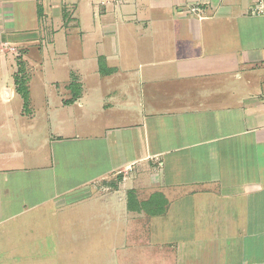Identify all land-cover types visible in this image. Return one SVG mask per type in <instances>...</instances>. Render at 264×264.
<instances>
[{
  "label": "crops",
  "instance_id": "1",
  "mask_svg": "<svg viewBox=\"0 0 264 264\" xmlns=\"http://www.w3.org/2000/svg\"><path fill=\"white\" fill-rule=\"evenodd\" d=\"M257 5L0 0V101L7 118L0 128L12 135L36 128L24 119L35 117L31 101L20 120L7 107L20 96L21 63L29 78L27 68L48 55L57 66L69 56L65 68L79 86L72 90L70 79L65 85L56 136L27 137L25 146L0 140L4 208L27 207L26 195L19 198L11 187L29 190L34 184L18 177L29 170L10 166L26 158L34 162L36 195L103 209L82 221L66 217L70 246L82 235L76 225L87 224V239L95 224L102 239L112 223L119 264H264V11L252 15ZM83 72L96 88L84 90ZM109 180L115 193L98 194ZM153 196L159 201L145 210Z\"/></svg>",
  "mask_w": 264,
  "mask_h": 264
},
{
  "label": "rangeland",
  "instance_id": "2",
  "mask_svg": "<svg viewBox=\"0 0 264 264\" xmlns=\"http://www.w3.org/2000/svg\"><path fill=\"white\" fill-rule=\"evenodd\" d=\"M54 25L56 24L51 26L53 29L52 32H49L48 38L51 40L55 37ZM50 49L52 52L53 50H56V48ZM68 57L63 58L64 62L62 64L61 62L63 60L61 59L60 64L57 66L56 56L53 54L50 56L48 55L44 62L41 61L39 64L30 65L27 68V73H29L27 76H29V78H27L26 86L30 90L31 107L33 111L35 110L33 113L35 117L24 119H33L36 128H31V126L27 125V129H15V135H12L9 129L0 128V140L7 143V146H12L13 141H23L22 145L25 146V138L28 137L37 140L38 138H43L44 133L47 132H49V134L53 132L56 136V116L60 115L56 112V107L60 105L62 98H66L67 96L65 85L70 79L74 84H72V90L77 92L79 88L78 84L74 82L76 79L72 76L74 74L72 70L70 71L69 67L65 68L66 61L69 62L70 60ZM77 66L78 65H76V67ZM80 67L83 69V66ZM88 73L90 72H83L81 74L83 77L81 82L83 83L85 91L96 88V83L93 79H88ZM54 81L60 85L53 84ZM71 97H73V95H71ZM7 107L16 113L14 114L13 119L15 121L20 120L19 112L22 107H24V99L22 96H18L12 102L8 103ZM5 110L6 107L4 103L0 101L1 123H4L7 120L6 113L4 112ZM26 113L28 112H25V114ZM61 113L66 114L68 112ZM61 115L64 116V114ZM28 123H30V121ZM29 125H31V123ZM75 130L81 132L84 128L77 126ZM9 142H11V144H8ZM20 149V147H17L14 150L17 151ZM14 150L12 153H14ZM10 166L11 168L29 170L27 171L30 173L29 175L22 172L18 177H20L22 181L29 180L30 183L34 184L31 185V187H36V176L30 172L33 171V168L35 167L34 162L27 163L26 158H22L20 160H14ZM5 178L6 176L0 174V264H119V257L118 255H114L112 249L115 241L112 237L110 238L117 229L115 224H110L108 237H103L102 239L98 238L97 235H94L97 231L96 227L94 228L95 224H92V233H89V236L86 239L84 234L87 224L84 225L82 222L81 224L76 225V231H81L82 235L80 234V238L74 242L71 240L72 246H70V225L67 222L66 217L75 216L76 218L81 219V221L84 218H95L96 215H101V211L104 212L103 209L101 210L100 206L97 204L93 205L91 202L86 203L84 201L82 203H77V206L70 207V198L68 197L63 200L61 199L62 203L60 204L57 203L58 201L56 200L51 201L49 199L50 193L41 194L40 192L36 195L33 188L30 187L29 190H23L18 187L20 185L15 184L11 187V193L18 194L19 198L25 194L26 196L24 199L28 201L26 204L27 207L25 206V208H23L20 205L15 204L12 208H4V204L6 206V202L8 201L6 194L1 192V189H3L1 187L2 182ZM111 181L112 180H109L110 185L105 184L106 186L104 185V187L98 188V194L105 195L115 193L113 192L114 186L116 188L117 185L115 182L113 185V182L111 183ZM48 189L52 190V188ZM28 191L31 193L30 195L28 194ZM11 198H15L14 195H12ZM90 201H92V199ZM57 205H62V211H59L58 208H56ZM3 208L5 210H3ZM17 213H19V215H16ZM117 216L118 215L113 212L109 215V217H113V220ZM28 220H30V223L34 224H29L27 226L24 225L23 223H26L25 221ZM24 227L28 228V230ZM83 227H85L84 230ZM72 233L73 232H71V234Z\"/></svg>",
  "mask_w": 264,
  "mask_h": 264
},
{
  "label": "trees",
  "instance_id": "3",
  "mask_svg": "<svg viewBox=\"0 0 264 264\" xmlns=\"http://www.w3.org/2000/svg\"><path fill=\"white\" fill-rule=\"evenodd\" d=\"M41 13V12H40ZM67 17V15H66ZM16 85H17V92L22 98L24 99V109L26 112L29 111V105H30V94L29 89L26 86L27 77L25 75V65L23 63L20 64L18 74L16 75ZM73 87V85H71ZM159 196H153L152 199L146 203H143L142 206L145 210H151L153 207V204L155 201H159ZM132 194L129 195V207H131L132 202ZM160 209V208H159ZM158 209V210H159ZM154 210V209H153Z\"/></svg>",
  "mask_w": 264,
  "mask_h": 264
},
{
  "label": "built area",
  "instance_id": "4",
  "mask_svg": "<svg viewBox=\"0 0 264 264\" xmlns=\"http://www.w3.org/2000/svg\"><path fill=\"white\" fill-rule=\"evenodd\" d=\"M115 1L116 2H121V0H115ZM193 11L197 12L198 9L197 8H194ZM263 11H264V0H258V5L255 6L252 9L251 13H252V15H259V14H262Z\"/></svg>",
  "mask_w": 264,
  "mask_h": 264
}]
</instances>
